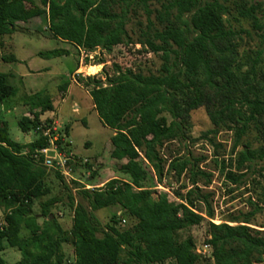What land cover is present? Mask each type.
<instances>
[{"label": "trees", "instance_id": "16d2710c", "mask_svg": "<svg viewBox=\"0 0 264 264\" xmlns=\"http://www.w3.org/2000/svg\"><path fill=\"white\" fill-rule=\"evenodd\" d=\"M149 2L42 0L41 7L35 0H0V37L16 33L20 23L45 16L54 39L85 52L101 48L110 53L117 46L131 44V14L141 8L148 23L146 30L141 28L139 44L162 60L158 74L134 73L115 65L114 76L85 81L100 121L114 132L110 155L121 163L119 170L127 179H113L93 190L83 187L79 202L69 195L73 209L69 231L49 218L58 199L41 204L40 216L34 213L35 202L49 194L43 158L33 155L48 146L43 126L53 122L41 117L55 111L52 95L39 92L22 99L34 117H22L19 128L39 135L31 143L15 142L8 123L0 120V264H8L3 258L7 247L21 255L14 264H66L64 244L74 248V261L68 264H200L203 257L197 253L195 239L184 233L205 222L213 264H255V257L264 260V227L262 231L250 227V217L260 208L244 221L212 222L215 210L201 187L210 185L212 176L199 167V161H191L195 159L190 153L166 155L170 144L192 141L191 113L205 108L215 126L211 133L223 130L235 138L232 156L221 161L220 172L227 180L242 184L247 173L256 171V163L264 161L260 4L235 1L232 17L252 23L255 33H251L227 25L225 16L231 15V8L220 0H159L160 8L154 10ZM245 33L253 37L255 49L240 50ZM66 55L69 52L62 49L39 54L44 59ZM2 61L15 63L17 59L3 56ZM67 88L65 84L59 92ZM17 96L9 76L0 73V106L15 108ZM240 146L243 149L237 151ZM149 169L159 184L166 174L174 173L178 180L188 174L190 185L183 184L175 192L177 202L167 194L154 198L145 187ZM260 171L264 173V167ZM54 173L65 183L60 172ZM112 206L135 223L122 228V217L114 214L101 230L94 213ZM39 219L44 222L40 224ZM23 229L28 236H22Z\"/></svg>", "mask_w": 264, "mask_h": 264}, {"label": "rangeland", "instance_id": "374dc122", "mask_svg": "<svg viewBox=\"0 0 264 264\" xmlns=\"http://www.w3.org/2000/svg\"><path fill=\"white\" fill-rule=\"evenodd\" d=\"M35 1L43 7L42 0ZM220 1L231 8V15L225 16L228 26L235 30L255 33L252 23L240 22L232 17L236 15L235 1L237 0ZM249 1L253 4H260L261 11L258 12V16L264 23V0ZM149 4L152 10L160 8L159 0H150ZM147 23L144 11L137 8V11L132 12L131 23L128 25V31L132 38L131 44L117 46L110 53L99 48L94 52L83 51L80 54L68 43L58 42V39L56 40L51 36L48 30V19L45 16L33 19L27 24H18L16 36L14 39L11 38V42H8L10 36L0 37V73L14 75L10 79V84L17 88H24V83L19 78L15 79V75L23 72L29 74L28 66L34 71L42 69L45 74L48 73L47 69H51V73H55L54 67H65L66 70L63 69L65 71L63 74L66 75L64 78L66 81L70 79V76L78 67H82L74 75V86L65 101L60 98L63 95L61 92L54 90L55 92L51 93L54 97L56 113L49 112L42 116V121L51 120L56 122L54 124L59 133L67 138L66 143L64 141L59 142L61 150L63 153L70 152L74 156L75 162L70 164L72 172L64 175L65 183L56 178L52 169L46 168L48 171L46 183L49 194L35 202L34 213L40 216L43 212L41 204L50 199H58V203L50 210L49 218H55L65 231L71 229L73 220V209L70 207L69 195L73 196L76 202H79V191L83 187L93 190L104 187L107 182L113 179H127L119 170L121 163L113 160L110 155L112 149L111 138L114 132L100 121L95 108H93L94 104L89 95L90 89L86 88L84 83L89 77L105 80L106 75L114 76L115 65H118L122 70H132L134 73L158 74L162 66L160 55L149 52L138 41L142 32L141 28L143 31L146 30ZM255 45L256 42L253 37H249L245 33L243 40L240 41V50H252L255 49ZM65 48L71 50L69 56L54 59H44L39 56L41 52ZM11 54L19 59H25L27 62H1L3 56H11ZM57 83L58 80L54 79L49 83V88ZM45 87L48 86H42L41 89ZM22 96L24 97L25 94ZM22 98L19 97L16 100L14 105L16 108L8 109L0 106V120L8 123L9 133L14 141L28 144L26 142L35 141L39 135L34 131L25 134L19 128V120L29 113L28 107L21 100ZM76 107H78L77 111H75ZM191 123L190 136L192 141L183 145L179 143L170 144L166 155L177 154L178 151L187 155L190 153L192 158L195 159L191 161L193 163L199 161V167L212 176L211 184L205 187L201 185V187L206 194L210 195L215 210L214 223L221 224L232 218H239V221H244L258 207L260 210L250 217V227L262 231L264 227V197L262 195L264 173H261L260 170L264 167V161L256 163V171L247 173V177L242 184L232 183L221 174L220 167L222 159L227 160L232 156L231 151L235 144L233 133L223 130H220L218 134L211 133L215 126L205 108H199L191 113ZM249 138L252 141L253 137ZM242 149L243 146H240L237 151ZM149 172V179L145 183V187L150 190L154 198L167 194L170 201L177 202L179 200L176 198L175 192L179 191L183 184L190 185L188 174L180 180L175 177L174 173L166 174L163 183L159 184L155 174L150 169ZM203 182L201 184H204ZM94 214L101 230H104L114 214L121 216L122 213L118 206H112L96 211ZM2 220L3 213L0 211V222ZM38 222L42 224L44 220L39 219ZM134 223V221L122 217L121 227L128 228ZM188 234L195 239L197 253L203 257L200 264H213L208 255L210 247L205 248L208 240V223L205 222L200 226L191 228L184 233V236ZM22 236H28L27 231L24 229ZM63 253L66 257V264L74 261V248L71 244L63 245ZM3 258L8 264H14L21 259V255L17 249L7 247L3 252ZM257 258L255 257V264H264V260L260 262Z\"/></svg>", "mask_w": 264, "mask_h": 264}, {"label": "crops", "instance_id": "0c3cea01", "mask_svg": "<svg viewBox=\"0 0 264 264\" xmlns=\"http://www.w3.org/2000/svg\"><path fill=\"white\" fill-rule=\"evenodd\" d=\"M10 36V38H9V40L10 41H8V42H11L12 40H11V38L12 39H14L15 38V36H16V33H14V34H12V35H9ZM6 37V36H5ZM8 37V36H7ZM57 40V39H56ZM58 42H60V43H63V44H67V42H64V41H62V40H57ZM69 44V43H68ZM69 45H71V46H73V49H75L76 51H78V53H83V50H81V49H79V48H77L76 46H74V45H72V44H69ZM15 47H18V46H15ZM14 47V48H15ZM13 50V49H12ZM57 50V49H56ZM62 50H66V51H68L69 52V55H70V53H71V50L69 49V48H65V49H62ZM42 53V52H41ZM11 55H13V54H11ZM69 55H66V56H69ZM13 56H15V55H13ZM32 56V55H31ZM16 57V59H17V62H15V63H25V62H27V61H25V59H19L17 56H15ZM31 58V57H30ZM33 58V57H32ZM31 58V59H32ZM1 62H4V61H2V58H1ZM55 69H53V70H56V72L55 73H51V69H47L48 70V73L47 74H45L44 72V70H42V69H39V70H32L29 66L27 67V70H28V72H29V74H27V73H16V75H15V79H17V78H19V79H21V82L22 83H24V88H21V87H19V88H17L16 86V88L18 89V96H17V99L16 100H18L19 99V97L20 98H22L23 96L22 95H24L25 94V96L23 97V98H25L26 96H30V95H34V94H37V93H39V92H44V93H47V94H51V93H53V92H59L60 91V87L61 86H63V85H65V84H68V88H67V90L66 91H62L61 93L63 94L60 98L62 99V101H65V99L69 96V94H70V92L72 91V88H73V83H75V81H74V75L78 72V71H80V69L82 68V67H78L75 71H74V73H72V75L70 76V79L68 80V81H66V80H64V78H65V73L63 74V72H65V71H63V69L64 70H66V68L65 67H54ZM6 75H8L9 76V80L10 79H12L13 78V76L14 75H12V74H6ZM46 78V79H45ZM54 79H56V80H58V83L56 84V85H54V86H52V88H49V83L51 82V81H53ZM14 86V85H13ZM42 86H48V87H45L44 89H41V87ZM21 89H22V91H21ZM55 90V91H54ZM65 95V96H64ZM22 98V99H23ZM21 99V100H22ZM53 100H54V97H53ZM16 108V107H15ZM77 108L78 107H76L75 108V111H77ZM93 108H94V105H93ZM55 110H56V108H55ZM10 112V111H9ZM53 113H56L55 111L53 112ZM34 117V114H32L31 112H29L28 114H26L25 116H23V117H28V118H30V117ZM44 116V115H43ZM41 119H42V117H41ZM53 123H55L56 124V122H53ZM32 132V131H31ZM28 133H30V132H28ZM28 133H25V134H28ZM37 134V133H36ZM38 137H36V139H37ZM66 140H67V138H66ZM16 142V141H15ZM30 142V141H29ZM29 142H26V143H29ZM17 143H19V142H17ZM20 144H24V143H20Z\"/></svg>", "mask_w": 264, "mask_h": 264}, {"label": "built area", "instance_id": "2783aa9c", "mask_svg": "<svg viewBox=\"0 0 264 264\" xmlns=\"http://www.w3.org/2000/svg\"><path fill=\"white\" fill-rule=\"evenodd\" d=\"M30 118H33L32 116ZM52 123L50 126H44L43 136L48 140V146L34 153L36 159L43 158V165L60 172L63 176L72 172L70 164L75 162L74 156L70 152H62L60 141H66V137L59 133L56 125ZM66 143V142H65ZM63 147V146H62ZM170 193V192H169ZM214 222V221H212ZM209 246H205L208 249Z\"/></svg>", "mask_w": 264, "mask_h": 264}]
</instances>
